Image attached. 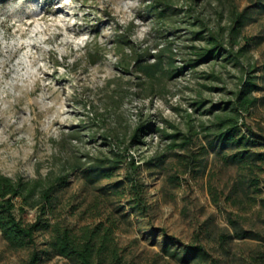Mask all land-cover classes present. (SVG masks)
<instances>
[{
  "label": "rangeland",
  "instance_id": "374dc122",
  "mask_svg": "<svg viewBox=\"0 0 264 264\" xmlns=\"http://www.w3.org/2000/svg\"><path fill=\"white\" fill-rule=\"evenodd\" d=\"M149 1L0 0V174L37 190L64 177L45 212L16 201L23 224L47 226L20 246L0 229V264L33 254L81 264L52 246L56 224L76 234L111 226L99 264H264V1L234 0L248 9L237 61L224 53L194 66L196 17L218 23L216 0L190 13L172 0L162 14ZM122 33L138 53L163 49L169 64L139 76L123 62L128 46L116 48ZM249 77L256 102L236 116L253 142L235 162L244 147L218 133Z\"/></svg>",
  "mask_w": 264,
  "mask_h": 264
},
{
  "label": "trees",
  "instance_id": "16d2710c",
  "mask_svg": "<svg viewBox=\"0 0 264 264\" xmlns=\"http://www.w3.org/2000/svg\"><path fill=\"white\" fill-rule=\"evenodd\" d=\"M179 1L184 6V11L188 13L192 10H205L206 12V2L208 4L211 3L210 0ZM171 2L172 0H150L148 6L154 14H162V12L173 7ZM213 11L217 15L218 22L213 25H207L208 23H205L206 19L203 17H196L198 23L195 24H200L201 28L193 32L196 35L195 38L202 40L203 43L201 46L195 47L197 50L193 54L197 57L192 58L191 60L193 61L188 63V66L208 62L224 53L232 61H237L245 53L246 40L241 36V28L248 18V9L245 7L239 10L234 0H216V3L213 5ZM129 42V36L126 33H122L116 39V48L124 49L125 46H128L129 53H122V56H130V60L127 62L123 59V62L127 66L131 62L134 71L140 74L139 76L151 79L158 71L163 70L164 65L169 64L170 59L168 61L162 55L163 49L158 48L155 52L147 50L138 53ZM241 42L243 44H240ZM150 58L152 60L149 61ZM240 86L234 106L231 109L235 113L229 114L226 119L221 121L218 133L219 140L227 143L235 142L244 147L242 150L232 154V159L235 162L245 160L250 156L247 145L252 144L253 140H250L245 133L241 132L236 114L247 112L255 104L256 98L251 96V92L257 89L256 77L244 79ZM143 129L144 127L140 125L134 132L133 139L138 138L139 133ZM246 129L253 137L260 138L248 125H246ZM129 164H133L132 158H130ZM63 178V176L59 175L55 181L43 184L37 190V181L31 182L22 178L13 179L0 174V229L10 241L14 240L20 246L23 244V239L31 240L33 238L35 230L47 226V223L39 221L28 225L23 224L14 215L13 210L16 208V201L18 200V208L21 210L25 206L32 207L34 204L42 202L44 204L43 212H45L54 197L55 191L64 182ZM36 190L38 195L37 199L34 200ZM53 230L52 246L62 255L72 253L81 264H99L93 261L96 245L100 252L108 246L107 244L112 239L113 234L111 226L104 227L102 232H99L98 229H91L81 234L73 233L66 227L61 228L58 224L53 225ZM96 235H99L98 244L95 241ZM38 258L33 254L28 264H37Z\"/></svg>",
  "mask_w": 264,
  "mask_h": 264
}]
</instances>
